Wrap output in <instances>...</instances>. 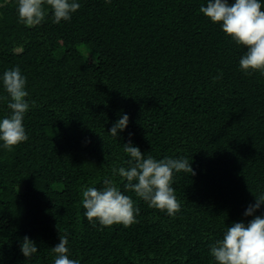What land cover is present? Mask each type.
Instances as JSON below:
<instances>
[{
	"label": "trees",
	"instance_id": "16d2710c",
	"mask_svg": "<svg viewBox=\"0 0 264 264\" xmlns=\"http://www.w3.org/2000/svg\"><path fill=\"white\" fill-rule=\"evenodd\" d=\"M80 3L70 22L53 23L46 5L29 27L18 0H0V76L19 66L35 101L29 139L0 148V264H54L65 235L80 264H213L209 245L251 219L244 210L264 192V75L240 70L245 49L200 13L206 0ZM6 96L0 85V117ZM122 112L129 125L113 138ZM129 140L192 162L194 175L174 176L181 211L169 217L120 182L138 222L94 225L82 189L119 181L112 168L128 166ZM26 235L31 259L20 253Z\"/></svg>",
	"mask_w": 264,
	"mask_h": 264
},
{
	"label": "clouds",
	"instance_id": "9594fccd",
	"mask_svg": "<svg viewBox=\"0 0 264 264\" xmlns=\"http://www.w3.org/2000/svg\"><path fill=\"white\" fill-rule=\"evenodd\" d=\"M110 4L111 0H105ZM51 9L53 23L70 22L80 9V0H18L19 20L26 26H38L47 16L46 6ZM264 0H206L199 11L213 24H218L223 33L236 45L245 49L239 59V68L244 73L264 75ZM217 76L214 80L219 79ZM0 85L7 94V108L10 114L0 117V148L10 150L29 139L24 119L26 113L35 106L29 99L27 77L19 66L4 71ZM130 117L120 114L109 134L113 138L124 132ZM129 157L128 166H114V179H105L102 188L88 186L82 189L84 216L94 225L110 227L121 224L129 227L137 223L140 208L135 200L120 188L124 182L135 196L145 201L149 207L166 212L169 217L181 211L173 187L174 176L181 171L194 173L192 162L187 157H165L157 159L143 154L140 147L129 140L123 144ZM264 192L255 195V201L244 210V220L234 221L224 230L222 237L209 245L213 264H264ZM260 212L259 215L256 213ZM69 239L60 236L59 243L52 248L56 254L54 264H80L70 254ZM20 253L31 259L38 253L36 242L27 235L20 241Z\"/></svg>",
	"mask_w": 264,
	"mask_h": 264
},
{
	"label": "rangeland",
	"instance_id": "374dc122",
	"mask_svg": "<svg viewBox=\"0 0 264 264\" xmlns=\"http://www.w3.org/2000/svg\"><path fill=\"white\" fill-rule=\"evenodd\" d=\"M18 51H20V50H18Z\"/></svg>",
	"mask_w": 264,
	"mask_h": 264
}]
</instances>
